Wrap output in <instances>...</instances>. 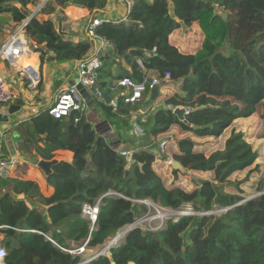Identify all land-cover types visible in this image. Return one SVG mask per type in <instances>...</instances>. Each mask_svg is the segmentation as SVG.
<instances>
[{"label":"trees","instance_id":"trees-1","mask_svg":"<svg viewBox=\"0 0 264 264\" xmlns=\"http://www.w3.org/2000/svg\"><path fill=\"white\" fill-rule=\"evenodd\" d=\"M52 1L62 9L68 5L86 8L90 17L106 5V0ZM37 2L0 0V33L9 19L14 24L23 21L26 7ZM48 5L24 27L34 50L40 53L41 65L48 54L57 63L85 57L91 41L74 43L57 33L51 19H39L38 14L54 13L50 0ZM127 20V24L103 23L96 29V35L113 46L100 56L103 67L99 79L110 77L109 67L119 58L131 71H123L118 79L130 77L140 82L142 72L136 64L140 59L147 71L159 77L168 73L166 82L176 85L178 93L153 110L143 126L146 139L134 137L124 142L132 153L130 162L119 153L123 143L120 132L124 127L128 132L130 113L139 110L142 100L125 105L116 95L117 111L101 104L108 121L96 127L83 113L62 119H53L47 112L31 117L28 150L36 145L43 156L68 151L72 159L55 161L51 166L47 185L53 193L48 197L42 195L36 182L0 177L5 264H81L78 255L54 243L73 250L68 241L77 244V249L87 240L86 249L104 248L122 228L135 222L144 209L138 202L145 200L175 211L189 205L197 214L168 219L157 231L134 228L107 251L109 256L100 255L85 264H264V194L241 203L244 198L224 191L233 186L240 192L239 186L258 170L255 166L241 181L229 180L258 159L242 132L232 129L223 149L208 156L195 152L196 143L189 138L175 141L178 153L172 156L174 161L186 171L213 174L212 179L195 181L189 191L165 187L152 169L156 159L153 148L144 147L150 142L155 145V138L172 126L196 137L218 138L235 120L256 113L264 102V0H134ZM192 23H197L203 39L195 53L182 54L168 37L182 24ZM109 85L102 82L99 87L109 92ZM151 93L146 91L143 97ZM104 97L108 101L106 94ZM178 107L191 109L184 116L186 122L173 114ZM162 159L166 157L162 155ZM255 190L264 193V174ZM97 200V222L91 228L81 217V206ZM218 210V216L205 214Z\"/></svg>","mask_w":264,"mask_h":264},{"label":"crops","instance_id":"crops-1","mask_svg":"<svg viewBox=\"0 0 264 264\" xmlns=\"http://www.w3.org/2000/svg\"><path fill=\"white\" fill-rule=\"evenodd\" d=\"M51 1V0H50ZM114 1L106 0V5L103 10H100L98 13H96L98 16L103 15L106 20H118L122 19L125 16V8L122 4H114ZM55 11L52 13L50 16H43L44 20H47V18L51 19L53 23L55 22V18L60 19L62 22V27L61 30L63 31V34L65 35L66 38H69L70 41L76 43L79 41H83L87 39L85 37L84 33V28L90 19V14L89 11L86 8L83 7H78L74 5H68L66 8L62 9V13H59V8L56 7L54 4L53 7ZM70 10H75L76 16H72L70 14ZM74 12V11H73ZM30 14H33V12H30ZM59 13V17L57 14ZM78 22H81L80 24L82 25V28L80 30V34H76L79 31L76 30ZM66 24L71 25V29L67 30L65 27ZM79 24V25H80ZM9 29L11 26L17 27V24H11L10 22H7L6 25ZM188 27V28H187ZM14 28V29H15ZM185 28V30L188 29H193L195 37L198 38L200 37L199 40V45L198 48L194 49V51L190 52L187 51L188 49L184 47L183 41L181 37H176L174 38L177 34H180L181 31ZM13 30V29H12ZM27 37V36H26ZM203 39L202 33L200 29L198 28L197 23H192L189 26H184L183 24L181 27L174 31L169 37H168V42L176 47L179 52L182 54H193L195 53L199 48L201 41ZM28 44L29 47L35 48L34 44L32 43L31 40L28 39ZM31 47V48H32ZM109 49L105 50L103 54L108 53ZM29 53V54H28ZM28 53L24 54L20 61L18 62V68L22 69H27V68H33L34 70L37 71L39 74V83L41 81V85L36 86L35 89L30 90L27 87L28 80H24L20 75V81H26V89L23 91L20 90V85L13 79V75L11 73H8L3 64H0V71L6 75V83L9 85L10 89L14 90L19 94V100L17 101L16 104L9 105L4 108H0V114H2L3 110H7L10 106H14L17 108L18 112L14 114L13 116H7V121L5 122L4 119L0 120V153L2 154L3 157L11 160L17 161V165L15 166L14 170L9 172L7 175L5 174L4 177H11V178H17L20 180H29L36 182L40 188V191L43 196L48 197L53 193V189L47 185V175L37 166V163L39 161H64V162H70L72 159V154L68 151H62L58 150L55 152H52L48 156H43L36 145L33 146L32 150H28L26 141L31 140L32 141V136L31 132L28 129V122L31 117L37 116L40 113H45L47 107L51 104L54 95L58 91L60 87L63 85L70 84L73 80V70H74V61L73 62H66V63H57L52 60V55L48 54L45 55L44 57H47L48 59V65H45L44 69V75L43 78H40V73L39 69L43 67V64L41 65L40 63V53H32L30 50ZM137 60V59H136ZM44 63V62H43ZM8 65V64H7ZM110 77L106 79H99V86L102 82H107V84H115L116 81L118 80V76L123 72L127 71L130 73V68L126 65L123 59L116 58L114 63H111L110 67ZM149 74L153 77H155L157 74L154 71H149ZM19 81V80H17ZM39 86V87H38ZM103 89V88H102ZM102 91L104 95L106 94V97H110L111 95L109 92H107V89H103ZM107 93H106V92ZM158 97L155 100H151V94H147L145 97H143L141 103V107L145 110H154L155 107L158 105H162V102L172 96L173 94L177 93L178 91L175 90L174 85H164L161 84L158 89ZM30 92V93H29ZM123 91H118L116 95H119L121 97V94ZM90 96V95H89ZM113 97L115 100L116 97ZM92 98V96H90ZM93 104L89 107V110H87V107L85 109V117L88 123H90L93 127L98 126L99 124H104L108 121L107 115L105 112L102 111L101 109V104L95 99L92 98ZM141 113V112H140ZM255 114V113H254ZM254 114L248 118H240L235 120L232 125L225 130L222 135L226 136L224 138V141L226 138H228L233 124H238V127H236V131L242 130L240 128L239 124H242L250 119H253ZM116 127V126H115ZM118 128V127H116ZM222 135L220 137H222ZM132 135L129 134V131L126 132L124 130H121L120 132V137L123 143H121L118 147V150H126L130 151L127 148V144L124 142L128 140ZM170 136V137H169ZM174 136L175 140L183 139V138H189L191 139L194 143H196V146L194 147L195 152H202L203 153V146H201V143H205L207 141L211 140H217L218 138H213V137H196L192 135L189 132H183L181 131L177 126H172L170 129L158 135L155 138V148H153V153L156 156V159L154 163L152 164V169L154 172L162 179L164 186L167 188H174V187H179L183 190L189 191L193 188L194 184H191L190 179L188 176H185L184 178L182 175H186L185 173H188L189 176H194L196 178H213V174L211 172H195V171H186L184 169L183 172L174 175L172 172L173 170L169 167H167L164 164V160L162 159V155L159 158L160 154V149L159 145L162 141H166L167 145L165 147L166 152L162 153L165 154L163 156L167 157V155H170L171 158L174 154L178 153V149L176 146V142L174 139H172ZM41 139H38V142H40ZM174 140V141H173ZM198 144V145H197ZM224 146V144H223ZM223 147L221 146L219 150H222ZM205 153V152H204ZM203 153V154H204ZM66 154V155H63ZM211 154V153H210ZM206 155V154H205ZM23 156H26L27 159H25ZM208 156V155H206ZM31 159V161H30ZM260 159V158H258ZM257 159V160H258ZM128 160V159H127ZM128 162H130L128 160ZM19 198H22V196H19ZM138 213V214H142ZM127 227V226H125ZM0 237H2L0 235ZM49 239V238H48ZM2 240V239H1ZM50 240V239H49ZM52 243L54 241L50 240ZM69 243V248L74 249L78 245L75 244L73 241H68ZM59 249L64 250L61 246L58 244L54 243ZM104 248L102 247H97V248H89L86 250V252L82 253L81 255H78L81 260H85L89 256L95 255L98 252L102 251ZM106 256H109L105 254ZM132 264V263H129Z\"/></svg>","mask_w":264,"mask_h":264},{"label":"built area","instance_id":"built-area-1","mask_svg":"<svg viewBox=\"0 0 264 264\" xmlns=\"http://www.w3.org/2000/svg\"><path fill=\"white\" fill-rule=\"evenodd\" d=\"M110 1L122 4L125 8V16L122 19L110 21L106 20V18L104 17L94 15L93 17H90L89 21H87L84 28V33L85 37L92 42L91 49L85 57L80 60L74 61L72 82L60 87L54 95L51 104L47 107L46 112L48 116L52 117L53 119L66 118L73 113H85L86 102L84 101V96L79 94L77 86H81L82 89H84L85 93L92 96V98H95L103 106H108L112 109L113 112H116L117 103L116 99L114 100L113 97L118 91H123V93L121 94L123 104L134 105L143 99V94L146 91H149L150 93L155 86H160L162 82H166L168 80V73H166L163 77H159L158 75H156L155 77H149V71H147L143 67L141 60L137 59L136 64L142 72V80L140 82H135L130 77H122L118 79L115 84H110L108 86V91L111 95L110 97H108V101L104 97V93L99 87V72L103 67L100 56L104 53L105 50H112L113 46L105 39L98 37L96 35V29L103 23H111L113 25L127 24V15L134 0ZM46 2L48 3V0H43L42 3H40V7L37 8V11H34L33 14L29 15L23 21L17 24V27L8 34L7 39L0 45V61L7 63L8 66L15 72H17L24 80H28L27 87L30 90L35 89L38 85L39 74L32 67L27 69L18 68V62L20 61L21 57L29 51V44L24 33V27L40 11V9L45 6ZM20 35H23V40L19 39ZM152 52H155V49H153ZM18 100L19 94L10 89L9 85L6 83L3 73L0 71V108L7 107L10 104H16ZM190 111L191 109H186L185 114ZM77 121V119H74L75 123ZM166 145V141H162L160 143V154L158 159H160L161 155H165L162 153L166 152ZM119 153L121 156L131 161L132 153L130 151L120 150ZM172 160L173 159L171 158V156L167 155L166 160H164V164L170 168ZM17 164V161L7 159L0 153V177H4L5 174L7 175L9 172L13 171ZM110 194L112 193H108L107 195ZM99 203L100 200H97L93 205L84 202L81 206V217L89 223L91 228H93L97 222ZM138 203H144L145 205H148L146 200ZM160 210L165 211V209L158 207V216L150 217L148 215H144L136 218L135 222L133 223L132 229L141 228L140 225L142 223H150L154 221L156 217L159 219L160 224L152 228L150 227L151 229L145 228L144 230H159L163 226V222L166 220V213H162ZM180 210H182L179 213L180 216H191L197 214L191 209L189 205H185ZM159 216H161V218ZM114 239L115 238L110 239L112 241L110 243L107 242L108 244H106L102 251L83 260L82 264L88 263L100 255H104L111 247H114L118 243L114 242ZM1 241L2 240L0 239V264H5L7 252ZM86 245L87 240L82 246L78 247L77 249L65 251L70 254L81 255L82 253L86 252Z\"/></svg>","mask_w":264,"mask_h":264},{"label":"rangeland","instance_id":"rangeland-1","mask_svg":"<svg viewBox=\"0 0 264 264\" xmlns=\"http://www.w3.org/2000/svg\"><path fill=\"white\" fill-rule=\"evenodd\" d=\"M43 0H38V2L34 5H28L26 8H27V11L29 12H34V11H37V8L40 7V3H42ZM51 2L53 3V5L55 4L54 1L51 0ZM114 4H118L117 2H115ZM48 7H50V5H48V3L46 2V4ZM45 7V6H44ZM64 9V8H63ZM74 11V12H73ZM70 10V14L72 16H76V12L75 10ZM220 11V10H219ZM59 13H62V10L61 8H59ZM59 13L57 14V16L59 17ZM38 16H45V15H42V14H38ZM101 17V16H100ZM103 17V15H102ZM9 19V17H7ZM60 21V19H59ZM58 19L55 18V28L57 29V24H58ZM8 22H10L11 24H13V22L10 21V19L8 20ZM81 22H78L76 23L77 24V27H76V30L79 31L78 33L76 34H80V30L82 28V25L80 24ZM80 24V25H79ZM65 27L67 28V30H70L71 29V25L70 24H66ZM10 28L14 29L15 27L11 26ZM188 28V27H187ZM12 29H9L7 26H5L3 28V31L0 33V45L2 43H4V41L7 39V36L10 32H12ZM176 37H181L182 38V43L184 45V47H186L188 50L187 51H194V49H196V47L198 48V45H199V40H200V37L196 38L195 37V34H194V31L193 29H188V30H185V28H183V30L181 31L180 34H177L174 38ZM32 47V45H31ZM29 47V50L32 52V53H36V50H34V48L32 47ZM0 64H3L4 65V68L5 70L8 72V73H11L13 75V79L20 85V90L23 91L24 89H26V81H20V76L17 72H15L13 69H11L7 63L3 62V61H0ZM48 65V59L47 57H44V63H43V67H41V69H39V73H40V78L42 77L43 78V75H44V69H45V65ZM149 77H153L149 74ZM19 80V81H17ZM162 84L164 85H168L167 82H162ZM169 85H174V84H169ZM175 86V90L178 91L177 89V86ZM30 93V92H29ZM178 93V92H177ZM141 103H139L138 106H140ZM12 105V104H10ZM162 105H158L157 107H155L154 110L158 109V108H161ZM141 112V113H140ZM154 111L153 110H145L143 109L142 107L139 108V110L137 111H134L132 113H130V118H129V134L132 135L131 137L135 139H137V137H140L141 139H146V129H144V125H146V122L148 121L151 113H153ZM11 117V116H10ZM115 123L117 124H120V121H115ZM120 126H123L122 124L119 125ZM240 128H242V130H238L240 132H242L244 135H245V139L246 141L252 146L253 150H256L257 153H258V160H256V162L254 163V165L252 167H250L249 169H246L244 171H239V172H236L234 173L233 175L230 176L229 180L230 182H238V181H241L245 178L246 174L248 173V171L254 169L255 166H258V170L257 172H253L250 174L249 176V181L248 182H245V183H242L240 186H239V189H240V192H237V190L235 189V187L233 186H227L224 191L226 193H229V194H234V195H237L239 197H242L244 199L246 198H251V197H254L256 195H258L259 193H257V191L255 190V187H256V183L257 181L262 177V175L264 174V102L262 104H260V106L257 108L256 110V113L254 114L253 116V119H250L242 124H239ZM124 127V126H123ZM234 130H237L236 127H238V124H233L232 126ZM138 128V129H137ZM125 131L127 130L125 127H124ZM143 129V130H142ZM141 133H140V131ZM136 132V134H135ZM237 132V131H236ZM227 134V133H226ZM225 135H222V137H220L219 139H213L211 141H207L205 143H201V146H203V153L206 154V155H209L210 153L214 152V151H217L220 149V147L222 146L223 147V144H224V138H225ZM170 137V136H169ZM174 136H173V138ZM150 138H148L147 141H149ZM173 140V141H174ZM132 141V140H131ZM176 141V140H175ZM150 148H155V145L154 143L152 144L151 142L149 144L145 143L144 144ZM198 145V144H197ZM186 175H182V177L184 178L185 176H188V178L190 179L191 181V184H193L195 181H200V180H209L210 178H196L194 176H189L188 173H185ZM147 203L148 205H145L144 203H141V205L143 204L144 206V209L142 210V214H139L138 217L140 216H144V215H148L150 217H154V216H158V213H157V210H158V205L154 204L153 202L147 200ZM137 205L140 206V204L138 203H135ZM162 213H166V220L163 222V224L168 220V219H177L180 215L179 213L182 211V210H160ZM213 213L215 216H218L221 214V212L218 210V211H212V212H208L207 215ZM137 217V218H138ZM160 224V221L158 218L155 217V220L148 223V222H144L140 225L141 229H151L152 227H155V226H158ZM151 227V228H150ZM127 227H124L122 228L117 234H120L123 230H125ZM0 239H2V237H0ZM112 240H109L108 243H110ZM107 243V244H108Z\"/></svg>","mask_w":264,"mask_h":264},{"label":"water","instance_id":"water-1","mask_svg":"<svg viewBox=\"0 0 264 264\" xmlns=\"http://www.w3.org/2000/svg\"><path fill=\"white\" fill-rule=\"evenodd\" d=\"M25 15L26 17H28L29 15H31L29 12H25ZM39 19L41 21L44 20V17L40 16ZM61 27H62V22L59 21L58 24H57V33L58 34H63V32L61 31ZM4 77L6 78V75L4 74ZM158 89H159V86H155L152 90V93H151V100H155L157 97H158ZM77 90L79 91V94L80 95H83L84 96V101L86 102V107H87V110H89V107L93 104V100L92 98L87 94L85 93L84 89H82L81 86H77ZM17 110L16 107L14 106H10L8 108V113L9 114H12L14 113L15 111ZM173 114L178 118L179 121L181 122H186L185 121V110L184 108H175L173 110ZM55 161H39L37 163V166L46 174L48 175L50 173V169H51V166L54 165ZM170 168L174 171H178L179 173L183 172L184 171V168L180 165V163H178L177 161H174L172 160L171 164H170ZM261 194H264V193H259L258 195L254 196V197H251V198H246L245 200H243L241 203L247 201V200H250V199H253V198H256L257 196L261 195ZM241 203H238V204H241ZM133 228V224L130 225L129 227H127L125 230H123L119 235H117L114 239V242H119L128 232H130ZM112 248V247H111Z\"/></svg>","mask_w":264,"mask_h":264},{"label":"bare ground","instance_id":"bare-ground-1","mask_svg":"<svg viewBox=\"0 0 264 264\" xmlns=\"http://www.w3.org/2000/svg\"><path fill=\"white\" fill-rule=\"evenodd\" d=\"M19 39L23 40V39H24L23 35H20V36H19ZM28 54H29V53H28ZM17 112H18V110H16V111H15L14 113H12V114H9L7 110H3V111H2V114H0V120H1V119H4L5 122H8V121H7V118H8L7 116H13V115L16 114ZM159 217L161 218V216H159Z\"/></svg>","mask_w":264,"mask_h":264},{"label":"clouds","instance_id":"clouds-1","mask_svg":"<svg viewBox=\"0 0 264 264\" xmlns=\"http://www.w3.org/2000/svg\"><path fill=\"white\" fill-rule=\"evenodd\" d=\"M146 201H147V200H146ZM129 226H130V225H127V227H129ZM105 254H107V252H106ZM105 254H104V255H105ZM81 264H82V263H81Z\"/></svg>","mask_w":264,"mask_h":264}]
</instances>
